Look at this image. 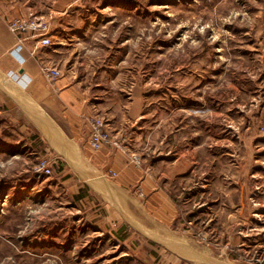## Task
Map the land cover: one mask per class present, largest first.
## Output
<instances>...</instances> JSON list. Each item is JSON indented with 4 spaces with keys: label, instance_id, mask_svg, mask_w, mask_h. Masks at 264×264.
Listing matches in <instances>:
<instances>
[{
    "label": "rangeland",
    "instance_id": "obj_1",
    "mask_svg": "<svg viewBox=\"0 0 264 264\" xmlns=\"http://www.w3.org/2000/svg\"><path fill=\"white\" fill-rule=\"evenodd\" d=\"M0 4L1 36L15 18L50 23L48 84L75 75L100 98L86 141L99 117L118 145L89 150L114 147L132 170L120 186L117 168L70 164L0 72V264H236L237 228L264 229V0ZM255 239L243 259L264 264Z\"/></svg>",
    "mask_w": 264,
    "mask_h": 264
},
{
    "label": "crops",
    "instance_id": "obj_2",
    "mask_svg": "<svg viewBox=\"0 0 264 264\" xmlns=\"http://www.w3.org/2000/svg\"><path fill=\"white\" fill-rule=\"evenodd\" d=\"M2 10L3 5L0 4V13ZM1 24L0 22V30L2 31ZM15 43V35L14 38L11 35H0V72L3 74L6 81H2V83H6L8 86L7 88L13 90L12 92H18L20 95L22 94L17 97V99L21 102L23 112L28 108H31L30 110L33 111V120L35 121L34 125L36 129L49 143L52 142L56 150L59 151V149L62 148L65 158L72 157L73 160L78 161L79 165L82 164L87 169L88 167L85 164H88L97 171L109 167L117 168L119 170L117 182L120 186H126L127 182L130 181L132 170L130 165L126 164L125 155L111 146H105L100 153L91 151L86 141L89 132V118L96 115L98 111L94 101L100 98L88 93L85 87L80 85L81 82L78 80L76 81L75 75L72 78L69 76L58 78V91L54 93L46 78L40 73L41 66L51 63V60L46 56L49 52V50H46L48 47L37 43L33 39L28 40L22 50V57L24 60L23 62H19L10 54V50ZM10 71H17L26 80H29L28 84L22 86L12 81L8 76ZM4 86L5 85H3L2 88H4ZM7 88L6 90H9ZM114 136L117 137V135ZM56 141H60V143ZM66 160L70 164L72 163L69 158H66ZM154 194L158 193L156 192ZM162 198L163 201L169 204L164 197ZM173 213L175 214L176 212L174 211ZM262 222H264V220ZM237 229L238 230L235 231L234 247H236L238 254L235 259L231 261H235L236 264H259V257L254 258V255H251L250 258L244 260L242 252L255 253L254 248L263 244L262 241H257L255 237L261 235L264 229L253 228L244 230L240 227ZM191 231V229H184L181 233L183 234V232H185V235H178L177 238L174 236L172 238L173 246H176L177 243L176 247H178L179 250L182 248L184 249L185 247H183V245L186 244L185 240L189 239L187 236L192 235ZM97 232H99L98 235H100L101 232ZM226 237H228V235ZM230 237L232 239V236ZM229 242L231 243V240H229L228 237L225 245L219 247V249L215 247V249L219 250L220 253H223V251L225 253ZM113 247L115 246L113 245ZM139 247L134 251L136 252L135 256L138 255L137 252H140L142 253L140 254V258H143L141 261L147 262V258L149 257L146 253L147 251ZM196 254L197 253H195V255ZM225 254L226 260L228 261L229 257L227 253ZM203 257L205 260L208 258L207 256ZM115 260L116 257L109 258L108 263L115 262ZM222 261L223 260H220L213 264H220ZM171 264L176 263L172 261ZM207 264H211L209 258ZM223 264L227 263L224 262Z\"/></svg>",
    "mask_w": 264,
    "mask_h": 264
},
{
    "label": "built area",
    "instance_id": "obj_3",
    "mask_svg": "<svg viewBox=\"0 0 264 264\" xmlns=\"http://www.w3.org/2000/svg\"><path fill=\"white\" fill-rule=\"evenodd\" d=\"M9 29L16 35V43L10 50V54L13 58L17 59L19 62H23L22 50L25 47V43L33 39L41 45H49L51 36V26L50 23L41 19L37 16L19 17L15 18L8 24ZM40 73L52 84H54L55 79L59 75L60 71L55 67L41 66ZM9 78L15 83L22 86L28 84L29 80H26L17 71H10L8 73ZM90 133L88 138L89 146L96 150L100 148L103 144H114L118 143L111 139L108 132L104 129V122L101 118L95 117L90 120ZM40 171H44L49 174L50 170L46 164H41L39 166ZM142 196V193H139Z\"/></svg>",
    "mask_w": 264,
    "mask_h": 264
}]
</instances>
